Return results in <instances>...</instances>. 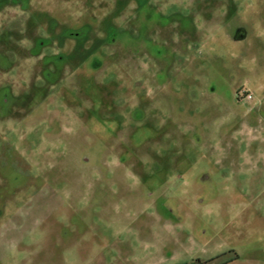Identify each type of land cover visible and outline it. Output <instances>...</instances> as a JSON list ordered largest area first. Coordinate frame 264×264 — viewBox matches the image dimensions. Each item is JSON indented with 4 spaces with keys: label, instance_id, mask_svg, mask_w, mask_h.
<instances>
[{
    "label": "rangeland",
    "instance_id": "rangeland-1",
    "mask_svg": "<svg viewBox=\"0 0 264 264\" xmlns=\"http://www.w3.org/2000/svg\"><path fill=\"white\" fill-rule=\"evenodd\" d=\"M198 263L264 264V0H0V264Z\"/></svg>",
    "mask_w": 264,
    "mask_h": 264
},
{
    "label": "built area",
    "instance_id": "built-area-1",
    "mask_svg": "<svg viewBox=\"0 0 264 264\" xmlns=\"http://www.w3.org/2000/svg\"><path fill=\"white\" fill-rule=\"evenodd\" d=\"M250 96H251L250 93L246 94V97H247V98H250Z\"/></svg>",
    "mask_w": 264,
    "mask_h": 264
},
{
    "label": "flooded vegetation",
    "instance_id": "flooded-vegetation-1",
    "mask_svg": "<svg viewBox=\"0 0 264 264\" xmlns=\"http://www.w3.org/2000/svg\"><path fill=\"white\" fill-rule=\"evenodd\" d=\"M198 264H201V263H198Z\"/></svg>",
    "mask_w": 264,
    "mask_h": 264
}]
</instances>
